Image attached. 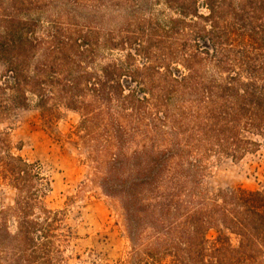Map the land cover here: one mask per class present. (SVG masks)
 Wrapping results in <instances>:
<instances>
[{
    "label": "trees",
    "instance_id": "trees-1",
    "mask_svg": "<svg viewBox=\"0 0 264 264\" xmlns=\"http://www.w3.org/2000/svg\"><path fill=\"white\" fill-rule=\"evenodd\" d=\"M162 1L176 17L161 33L117 39L57 11L93 0H0V120L32 109L52 133L62 111L78 116L64 138L120 204L131 247L119 264H264V184L202 188L206 159L264 140V0ZM9 148L0 136V183L16 191L0 209L3 264H65L64 214Z\"/></svg>",
    "mask_w": 264,
    "mask_h": 264
},
{
    "label": "rangeland",
    "instance_id": "rangeland-1",
    "mask_svg": "<svg viewBox=\"0 0 264 264\" xmlns=\"http://www.w3.org/2000/svg\"><path fill=\"white\" fill-rule=\"evenodd\" d=\"M93 1L82 4L78 15L67 6H60L57 11L76 17L79 23L94 24L102 33H110L117 39L141 31L148 35L151 29L159 34L176 17L162 0ZM55 13L52 9L39 12L41 26L46 27L47 17ZM111 55L120 57L124 51L114 50ZM145 63V56H136L133 68L142 69ZM2 71L0 63V75ZM78 120L75 113L62 111L50 133L34 110H16L9 118L0 120V136L7 140L10 153L35 164L48 183L43 206L63 212L64 227L60 231L68 237L62 248L65 264H119L131 247L120 204L101 191L93 177V165L85 159V149L64 138ZM203 167L202 188L207 193L236 187L259 189L264 184V140H259L256 151L241 159L211 156ZM15 197V190L0 183V209L12 207ZM8 227L13 230L12 221ZM0 264H3L1 252Z\"/></svg>",
    "mask_w": 264,
    "mask_h": 264
}]
</instances>
